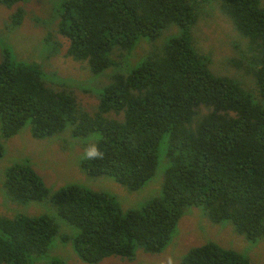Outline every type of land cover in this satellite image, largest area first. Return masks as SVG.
Instances as JSON below:
<instances>
[{
	"label": "trees",
	"instance_id": "16d2710c",
	"mask_svg": "<svg viewBox=\"0 0 264 264\" xmlns=\"http://www.w3.org/2000/svg\"><path fill=\"white\" fill-rule=\"evenodd\" d=\"M27 1L0 3L11 8ZM62 7L58 33L69 42L67 55L87 62L92 75L117 69L90 113L76 85L50 81L40 63L17 60L5 46L0 159L2 139L27 125L36 139L71 126L74 137L101 134L80 165L90 178L110 176L132 192L143 188L158 171L164 137L171 165L161 196L124 211L108 191L78 183L52 190L30 159L15 162L5 180L13 202L49 201L77 233L48 213L0 216V264H37L58 237L87 263L134 260L137 248L161 253L189 206H204L213 223L231 221L248 240H264V0H65ZM217 9L240 38L232 39L235 53L224 58V74L214 67V49H204L196 33ZM25 16L17 8L11 26L22 25ZM52 35L45 43L62 50ZM142 38L152 43L133 63ZM47 263L65 264L59 258ZM180 264L255 263L210 241L192 247Z\"/></svg>",
	"mask_w": 264,
	"mask_h": 264
},
{
	"label": "rangeland",
	"instance_id": "374dc122",
	"mask_svg": "<svg viewBox=\"0 0 264 264\" xmlns=\"http://www.w3.org/2000/svg\"><path fill=\"white\" fill-rule=\"evenodd\" d=\"M64 1L28 0L19 2L11 8L0 3V39L2 41L0 60L2 50L7 46L13 51L17 60L40 63L50 81L64 78L72 87L76 85L73 88L78 94L80 104L93 113L98 107L100 93L103 91L102 86L110 82L109 74L117 68L111 67L99 76L92 75L87 62L76 61L67 55L69 42L58 33ZM19 7L25 10V21L20 26H11V15ZM215 12L214 19L199 22L196 33L204 49H214V67L217 72L224 74L225 71L221 69L224 58L235 53L232 39L236 36V39L240 38L232 22L218 9ZM51 32L53 41H59L62 50H57L53 45L49 46L45 43V36ZM170 32L171 30H167L164 37ZM150 43L152 42L149 38L141 39L135 50L136 55L132 57L133 63L142 57L144 51L150 47ZM69 78L72 79L69 80ZM85 87L90 92L85 91ZM100 138V133L74 137L72 128L69 126L63 132L53 136L36 139L31 133V125L25 126L20 133L11 138H3L6 153L0 159V216L48 213L58 217L56 209L49 201H32L23 204L13 202L9 196L5 187L6 169L26 158L30 159L52 190H57L69 183H78L93 190H105L116 197L124 211L141 208L154 197L161 196L165 173L171 165L167 137L163 138L158 150L159 167L156 175L143 188L134 192L113 177L101 175L90 178L82 170L80 165L89 157ZM58 219L64 230L71 235L77 233L74 227L61 218L58 217ZM210 241L246 254L255 264H264V240H248L229 220L213 223L208 219L204 206H189L186 209L172 240L161 253H146L142 248H137L134 260L111 256L99 263H87L79 258L72 243L62 242L58 237L53 240L49 253L36 261L37 264H48L49 260L59 258L65 264H180L192 247Z\"/></svg>",
	"mask_w": 264,
	"mask_h": 264
}]
</instances>
